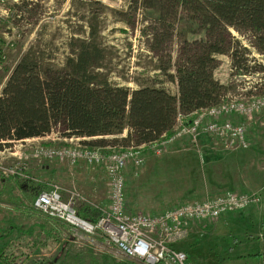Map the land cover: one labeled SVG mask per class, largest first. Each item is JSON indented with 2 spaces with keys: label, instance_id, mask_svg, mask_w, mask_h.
<instances>
[{
  "label": "rangeland",
  "instance_id": "rangeland-1",
  "mask_svg": "<svg viewBox=\"0 0 264 264\" xmlns=\"http://www.w3.org/2000/svg\"><path fill=\"white\" fill-rule=\"evenodd\" d=\"M25 2L31 4L29 10ZM0 4L5 10L0 18V41L5 44L8 56L5 70L0 73V88L32 46L41 45L46 62L62 67L65 58L71 55L70 42L91 39L93 32L97 43L106 52L102 68L97 71L113 84L134 89L150 81L163 82L164 87L176 94L175 84L167 80L161 67L166 66L170 57L176 60L182 36L190 42L204 39L202 31L191 33V23L183 20L177 24L176 37L167 51L159 54L151 52L150 39L144 32H150L152 21L158 19L159 13L143 7L136 10V6H131V0H0ZM194 29L198 27L194 25ZM230 31L251 50L248 66L264 67V55L257 53L248 39L234 30ZM218 58L220 66L215 78L229 87L228 94L251 95L253 88L258 87L259 95L264 97V73L258 71L241 75L245 73L231 70L228 56ZM169 73L175 74V69ZM233 119L247 126L250 141L247 150L227 149L216 138L204 136L197 147L180 141L175 147L179 146L184 152L164 158L149 157L146 164L139 168L130 165L126 171L128 211L161 214L183 204L202 203L229 191L236 192L223 188L216 190L209 184L212 182L219 186V180L228 178L232 171L256 172L251 166L246 169L233 167L244 164V161L235 159H251L253 153L259 158L264 171V109L251 119L240 116ZM201 145L209 146V152L200 153ZM36 147L33 143L21 147L23 156L19 159L0 157L1 166H25L27 176L33 178L0 175V184L10 186L8 192H0V264H142L108 246L99 237L92 240L63 222L33 210L39 193L49 191L53 185L60 187L66 201L72 199L78 211L89 213L88 218L96 217L97 206L105 208L110 202L104 167H90L104 176L95 186L73 181L64 163L52 161L60 163L62 166L59 168L66 173L65 179L60 181L40 175L37 171V166H45L47 162L32 161L34 158L30 154ZM232 158L235 163H231ZM162 162L165 163L163 167ZM214 177L219 180L216 182ZM261 182L264 184V178ZM18 185L25 186V191L18 192ZM98 187L99 197L105 203L98 204L93 200ZM262 197L261 205L264 206ZM262 206L232 215L234 219L230 224L222 222L226 216L215 221L195 223L177 247L187 253L193 264H264V218L259 216L262 215ZM242 246L248 249L239 251ZM248 253L251 257L246 261L235 258Z\"/></svg>",
  "mask_w": 264,
  "mask_h": 264
},
{
  "label": "trees",
  "instance_id": "trees-1",
  "mask_svg": "<svg viewBox=\"0 0 264 264\" xmlns=\"http://www.w3.org/2000/svg\"><path fill=\"white\" fill-rule=\"evenodd\" d=\"M131 4L136 10L159 13L150 32H144L153 53L167 51L183 20L191 23V33H204V39L192 42L182 36L176 60L170 57L161 67L177 87L176 94L163 82L150 81L134 89L113 84L97 71L106 52L93 32L91 39L70 42L71 55L62 67L46 62L44 49L35 45L11 70L0 94V150L52 133L101 149L148 144L170 134L180 115L189 123L196 112L217 105L229 93V87L215 78L218 56H228L231 70L245 73L241 75L264 73L262 66H248L251 50L230 31L264 55V0H131ZM24 5L31 8L30 3ZM173 68L175 74H170ZM79 215L95 221L89 213Z\"/></svg>",
  "mask_w": 264,
  "mask_h": 264
},
{
  "label": "built area",
  "instance_id": "built-area-1",
  "mask_svg": "<svg viewBox=\"0 0 264 264\" xmlns=\"http://www.w3.org/2000/svg\"><path fill=\"white\" fill-rule=\"evenodd\" d=\"M4 14V7L0 4V18ZM7 62L5 44L0 41V73L4 72ZM253 90L251 95L227 94L217 105L196 112L189 123H186V117L180 115L170 134L141 146L105 152L101 148L82 144L80 139H71L72 143L65 146H37L34 149L36 157L64 162L71 173L80 163L104 167L110 205L96 207L95 221L85 219L79 215L72 199L66 201L60 187L53 185L49 191L39 193L33 209L63 222L92 240L101 238L108 246L142 264H193L187 253L177 247L187 237L192 225L219 220L229 214L260 206L261 196L229 191L206 202L183 204L161 214L130 213L126 197L127 168L130 165L143 167L149 156L162 157L180 141L197 147L204 136L216 138L227 149L247 150L250 147L247 126L233 118L240 116L251 119L264 109V97L259 95L258 87ZM9 150H0V154ZM25 170L26 167L19 164L8 168L0 164V175L32 179Z\"/></svg>",
  "mask_w": 264,
  "mask_h": 264
},
{
  "label": "crops",
  "instance_id": "crops-1",
  "mask_svg": "<svg viewBox=\"0 0 264 264\" xmlns=\"http://www.w3.org/2000/svg\"><path fill=\"white\" fill-rule=\"evenodd\" d=\"M218 57H222V56H218ZM218 59H220V58H218ZM4 85H5V83H4ZM4 85L0 88V94L2 92ZM176 92H177V87H176ZM125 136H126V133L123 135V137H125ZM27 143H33L34 146H39V145L53 146V145H56L57 143H59V144H61L60 146H65V145L71 144L72 142H71V139L70 140L69 139H61V138H59L57 133H52L51 135H48L46 137L26 140L25 142H17L13 145L12 148H9L10 149L9 151H7L4 154H0V157L7 158V160H9V159H11L10 157L13 156V157H18V159H19V157L23 156V152H21L22 151L21 147H24ZM114 149L115 148L109 147V148H105L102 150L105 152H109V151H112ZM209 149H210L209 146L201 145L199 151H200V153L206 154L207 152H209ZM177 152H184V151H182V149L179 148V146H176V147L173 146V147L169 148L168 152L162 157L164 158V157L170 156L172 154H175ZM30 156L32 158H34V159H32V161H34V162H43V163L47 162V164L45 166H37L36 169L40 173V175L55 177V178L60 179V181L65 179L66 173H65L64 169L59 168L62 166V165H60V163H54L52 161H48V160L38 158V157H36L34 151L32 154H30ZM149 157H153V156H149ZM231 157H234V156L232 155ZM159 158H161V157H159ZM234 159H235V157H234ZM234 159L233 158L231 159V163H235ZM235 160L236 161H244V164L239 163L237 166L233 165V167H238L240 169H242V168L246 169V168L251 166L253 170H256V172L246 173V171H245L244 173H238V172L232 171V172H230L228 178H222L221 180H219L218 178L214 177L216 182L218 180L220 181L221 184L219 186H217V183L212 184V182L210 184L208 182H206V184L213 186L216 190H219L221 188L231 189L233 191H236V193L259 194V195L263 196L262 198H264V184L261 182V179L264 178V171L261 168L262 163L259 161V158H256L255 154L253 153L251 159L248 157H241V158H238ZM59 162H61V161H59ZM62 163H64V162H62ZM64 164L69 169L68 170L69 175L68 174L67 175L70 176V178L73 181H76V180L84 181V182H88L91 185L96 186L97 184H99L100 180L104 177V176H102V173L100 171H98L97 169H91L90 168L91 166H88L85 163H80L79 165H77L74 168L73 173H71L69 166L66 163H64ZM163 166H165L164 162H162L161 167H163ZM98 168H100V167H98ZM104 175L106 177V172H104ZM9 187H10L9 185L7 186V185L0 184V192H2V193L8 192ZM16 189L18 192H24L25 186H19L18 185L16 187ZM99 189H100V187L97 188V191L96 190L94 191V193H95L94 197L95 198L93 200L95 203H98V204L105 203L106 201H104L103 198L99 197V193H100V191H98ZM243 192H246V193H243ZM248 192H251V193H248ZM178 200H180V199H177L176 201H178ZM109 201H110V196H109ZM170 203L172 204L173 202H170ZM109 205H110V202H109ZM260 206H262V205H260ZM262 207L264 208V206H262ZM263 208H262V215L259 214V216L261 218H264V209ZM237 213H239V212H237ZM237 213L227 215L228 217L226 216L224 218V220H222V222L224 221L228 224L232 223L233 219H234V218H232V215L237 214ZM38 214H40V213H38ZM87 214L88 213H84L83 215L86 216ZM154 215H156V214H154ZM245 245H247V244H245ZM246 249H248V248L245 246H242L239 249V251H244ZM236 257L239 258V260H241V261H246V260L250 259L251 254H249V253L248 254H241V255L235 256V258Z\"/></svg>",
  "mask_w": 264,
  "mask_h": 264
}]
</instances>
